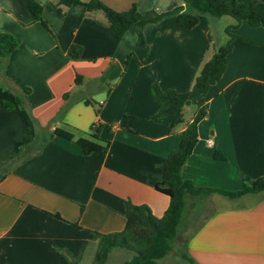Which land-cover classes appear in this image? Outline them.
Returning a JSON list of instances; mask_svg holds the SVG:
<instances>
[{"label":"crops","instance_id":"0c3cea01","mask_svg":"<svg viewBox=\"0 0 264 264\" xmlns=\"http://www.w3.org/2000/svg\"><path fill=\"white\" fill-rule=\"evenodd\" d=\"M36 1L43 3L48 28L28 0H0V32L19 39L0 56V164L19 150L25 157L0 177V264H68L62 251L83 252L79 264L93 254V231L124 227L125 200L146 204L157 217L165 211L169 198L155 184L184 124L171 128L167 117H152L157 104L150 86L186 90L213 52L208 36L212 42L220 17L201 15L192 28L177 26L174 16L147 23L144 50L132 27L117 37L99 13L93 17L82 5L61 9L56 0ZM101 1L115 10L135 3L141 13L185 5ZM232 32L246 41H232L224 71L199 97L207 115L180 169L196 186L237 190L264 174V26L242 21ZM72 44L81 46L79 58L68 56ZM76 73L80 84H74ZM15 94L23 104L4 108L2 100L12 102ZM86 98L102 103L98 116ZM97 119L108 150L85 153L76 140L88 137ZM56 127L74 137L48 138ZM184 247L198 264H264V192L236 199L186 194L172 240V249ZM169 254L158 264H175Z\"/></svg>","mask_w":264,"mask_h":264},{"label":"trees","instance_id":"16d2710c","mask_svg":"<svg viewBox=\"0 0 264 264\" xmlns=\"http://www.w3.org/2000/svg\"><path fill=\"white\" fill-rule=\"evenodd\" d=\"M58 6H68L77 3L86 8V11L95 17L96 12L101 13L102 21L117 36L121 37L129 28H133L136 34V45L147 50V44L143 33V27L150 22H156L166 16H174L175 24L180 27L192 28L200 20L201 15L214 17L230 16L233 22L223 29L226 40L213 49L211 56L202 61L200 68L194 76L191 85L184 91L174 89H162L158 83L153 82L150 92L153 100L157 104V111L153 118L167 117L171 128L184 124L181 131L179 145L170 151L163 162V172L161 179L155 184L157 191L166 194L169 198L168 205L160 217L155 216L146 204H134L125 200V223L119 231L99 233L93 231L92 239H96L92 258L89 264H104L109 253L115 249H123L129 253V257L120 264H158V260L165 257L172 250V240L178 232L184 209L186 194L218 193L229 199H236L245 194H261L264 192V174L253 180L252 183L237 190H226L215 187L196 186L189 179H183L180 169L187 156L191 153L198 137V123L207 115V109L199 97L204 94L209 86L220 77L225 69L227 54L229 53L232 41L240 39L246 41L238 34L232 32L242 21H246L249 26H264V2L260 0H185V5L175 6L171 9L157 12L148 10L141 13L135 3L126 10H115L104 4L101 0H56ZM28 9L35 16L36 20L48 28L42 19L43 3L36 0H28ZM209 37V42L211 38ZM259 44L256 41H248ZM19 44V39L8 32H0V56L7 57L9 53ZM68 56L79 58L81 46L72 44L68 50ZM82 75L76 73L74 84H80ZM28 92L24 88V94ZM25 96V95H24ZM64 98L67 97L65 93ZM23 96L15 94L13 101L2 100L4 108H13L15 105L23 104ZM86 103L98 104L94 108L95 115L98 116L102 103L85 99ZM193 105L194 114L189 121L184 119L185 107ZM127 117V115H126ZM103 123L97 119L91 126L88 137L77 138V143L84 148L85 153L98 152L105 154L108 150V141L101 142L99 132ZM127 127V125H124ZM58 135L67 139L74 137L73 133L54 128L48 138ZM27 139V138H26ZM214 157L223 156L214 152ZM25 157L21 150L11 156L7 162L0 164V177L3 176L11 166ZM68 264H77L83 255H72L68 251H62ZM198 264L187 252L186 248L179 249V257L175 264L179 263Z\"/></svg>","mask_w":264,"mask_h":264},{"label":"rangeland","instance_id":"374dc122","mask_svg":"<svg viewBox=\"0 0 264 264\" xmlns=\"http://www.w3.org/2000/svg\"><path fill=\"white\" fill-rule=\"evenodd\" d=\"M98 13L101 15V13L99 11H98ZM218 21L220 23L219 24L220 26L217 29H215V30H217V32L214 34L215 37L213 36L212 42H210V51L211 50L213 51V49H215L217 46H219L220 44H222L226 40V36L224 34V31H223L224 28H222V25H223V27H225L226 26L225 24L233 22L234 20H233L232 17L225 15V16H221L220 20H218ZM210 38H211V36H210ZM93 105H94V108H96L98 104L94 103ZM194 109H195V107L193 105H188V106L185 107V111H184V119H185V121H187L190 118V116H191V114H192ZM222 199L223 198L221 196L215 195L214 199H213V202L216 205L217 204L221 205L223 203ZM169 253L168 254H169V257H170L169 258L170 259V263L175 262L178 259V257H179V249H177V250L172 249L171 252H169ZM128 257H129V253L128 252H126L123 249L115 248L109 253L108 258H107V260L105 261L104 264H120L123 260H125ZM91 258H92V254L88 252L87 254H85V257L82 260V262L79 263V264H89L90 261H91Z\"/></svg>","mask_w":264,"mask_h":264},{"label":"built area","instance_id":"2783aa9c","mask_svg":"<svg viewBox=\"0 0 264 264\" xmlns=\"http://www.w3.org/2000/svg\"><path fill=\"white\" fill-rule=\"evenodd\" d=\"M206 142H207L208 145H211L212 144V139H207Z\"/></svg>","mask_w":264,"mask_h":264}]
</instances>
